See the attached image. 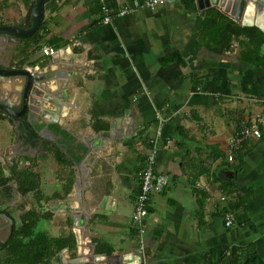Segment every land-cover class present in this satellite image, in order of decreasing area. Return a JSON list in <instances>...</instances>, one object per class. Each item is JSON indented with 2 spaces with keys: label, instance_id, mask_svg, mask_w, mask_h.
<instances>
[{
  "label": "crops",
  "instance_id": "crops-1",
  "mask_svg": "<svg viewBox=\"0 0 264 264\" xmlns=\"http://www.w3.org/2000/svg\"><path fill=\"white\" fill-rule=\"evenodd\" d=\"M130 2L55 0L43 25L46 36L38 44H26L32 68L52 60L62 67L76 61L71 64L82 77L76 83L70 78L69 93L84 108L78 120H67L66 127L80 143L97 149L103 139H96L94 131H107L97 127L109 130L111 124L123 128L124 138L117 154L98 152L76 170L86 200L75 195L69 205L68 198L49 204L58 211L52 219L42 220L41 230L52 238L74 236L85 255L96 240L111 249L112 255L104 253L109 257L133 258L140 250L133 224L140 173L162 117L165 125L155 168L171 181L149 203L147 264H207L211 254L219 264H233L235 247H252L254 264H264V138L237 153L233 162L228 159L239 124L264 115V69L243 59L241 39L226 54L208 49L200 26L202 12L194 0H167L164 6L133 12L109 25L102 22L103 7L116 11ZM23 7L11 0L5 16L19 21L28 13ZM256 11L247 15V25L235 21L262 30L264 16ZM48 47L55 49L51 59L44 54ZM127 120L138 126L130 133L124 127ZM128 136L131 140L124 141ZM36 153L31 166L28 154L19 152L20 171L40 173L44 193L52 197L60 191L56 178L60 166L45 151ZM106 176L110 187L103 192ZM226 186L252 190L248 217L254 229L235 220L232 227L226 225ZM95 193L110 202L102 206L101 200H93ZM201 202H207L204 209ZM79 214L90 218L84 228L74 226ZM73 260L60 256L54 264Z\"/></svg>",
  "mask_w": 264,
  "mask_h": 264
},
{
  "label": "water",
  "instance_id": "water-1",
  "mask_svg": "<svg viewBox=\"0 0 264 264\" xmlns=\"http://www.w3.org/2000/svg\"><path fill=\"white\" fill-rule=\"evenodd\" d=\"M200 12L217 8L232 19L242 22L247 25V15L249 12L257 10L258 14L264 16V0H194ZM55 0H35L28 7L27 15L23 16L19 21L11 24H3L0 26V110L4 112L5 117H14L16 113H21L28 120L35 118L39 125H54L62 130L71 132L69 127H66V122L69 119L78 120L79 111L84 108L83 103L76 96L69 93L71 83H76L82 73L77 66L72 65L71 60L68 66L62 67L57 60H52L49 64L40 67L32 68L31 61L23 68H20L14 62L16 55H19L17 62L23 64L27 55L22 50L21 45L27 40L34 37L43 27L48 15L54 11ZM189 2V1H187ZM264 31V29H262ZM53 57H50L51 59ZM14 62L15 66L12 65ZM70 78L72 82L70 81ZM109 130L95 132L93 135L96 139H103L97 149H94L89 142L83 144L86 148L85 158L82 163L74 166V169L81 171L85 162L91 156L98 152L107 154L112 152L117 154L121 149V141L124 139L120 127L111 124ZM124 127L129 129V133L134 130L136 124L130 120L124 122ZM144 127V126H142ZM148 127V126H147ZM120 131V132H118ZM144 134L150 135L146 128L141 130ZM42 140L57 144V136L49 129H45L38 134ZM131 140L128 136L124 141ZM21 140H14V144L21 145ZM10 143L0 145V158H7L11 151ZM41 146L38 147L39 152ZM80 175L77 174V181L74 187V192L67 199L66 204L75 195H78L81 200H86L81 193ZM102 202V206L109 203L110 198L101 195L94 196L93 200ZM34 212L44 215L47 212L56 213L57 207H40L37 205L33 208ZM89 216L76 215L74 217V226L84 228L89 222ZM79 222V223H78ZM84 222V225H82ZM81 224V225H80ZM142 248L134 254V257L112 256L109 257L104 253H100L88 261L84 260V264H147V253ZM100 257V258H99ZM83 258L86 255L83 253V247L77 245L75 251V260L72 264H82ZM99 258L95 261V259ZM115 258V259H113Z\"/></svg>",
  "mask_w": 264,
  "mask_h": 264
},
{
  "label": "trees",
  "instance_id": "trees-1",
  "mask_svg": "<svg viewBox=\"0 0 264 264\" xmlns=\"http://www.w3.org/2000/svg\"><path fill=\"white\" fill-rule=\"evenodd\" d=\"M33 1L35 0H14V2L24 5V10H27ZM10 4L11 0H0V16L6 14ZM189 8L197 11L191 5H189ZM0 25L2 24L0 23ZM200 26L203 27L204 31L202 35L203 43L208 49L221 55L226 54L241 39V41H244L241 54L243 59L264 69V32L261 29L244 27L217 8H212L201 13ZM45 36L46 33L44 27H42L30 41L38 44ZM249 118L251 116L247 119ZM97 129L108 130V127H97ZM54 133L58 138L57 144H45L40 150L50 154L60 166V172L56 176L60 184L59 193H56L52 197H47L43 190L42 176L36 171L15 172L14 177L7 180L6 193L4 194L6 202H9L12 196V188L8 186L11 181L16 182L18 191L21 194L28 195L29 193H34L35 199L41 207H45L55 201H63L72 194L76 183V170L74 166L82 163L85 158L86 148L71 132L55 127ZM255 141L257 140L252 142ZM148 143L150 142L148 141ZM149 146L151 149L152 144H149ZM109 187V177L106 176L101 182V189H106L103 191L106 192ZM224 191L226 198L224 215L226 217L230 216L238 223L254 229V225L248 217L249 205L254 201L252 190H242L234 186H226ZM95 195L98 196L101 193H95ZM206 204L207 202H201L202 209L206 207ZM52 217V213L41 215L33 211L24 216L23 224L19 227L16 234L19 237H25L20 242L23 246L22 257L20 261L15 263L10 262L9 264H54V261L64 249H69L73 253L75 252L77 243L74 236L69 238L65 236L52 238L47 231H38V226L42 220H49ZM251 249L250 247H235L233 251V264H254V259L251 258L253 254ZM108 251L110 252V250ZM216 259L215 254H211L207 264H219V261L216 262Z\"/></svg>",
  "mask_w": 264,
  "mask_h": 264
},
{
  "label": "flooded vegetation",
  "instance_id": "flooded-vegetation-1",
  "mask_svg": "<svg viewBox=\"0 0 264 264\" xmlns=\"http://www.w3.org/2000/svg\"><path fill=\"white\" fill-rule=\"evenodd\" d=\"M0 20V23L2 25L3 21H6V24H11L17 21L15 19L13 22H8V16H5V14L0 16ZM30 40L25 41L23 45L20 46L24 48L22 50L26 52V55L30 53V51H28L26 47V44H32ZM18 59L19 55H16L13 60L20 68H23L26 64L29 63L28 56L27 60H25L23 64L17 62ZM14 62L12 63L13 66H15ZM46 128L53 133L55 132L54 125L40 126L39 122L35 118L28 120L27 116L24 117L20 112L16 113L14 117L6 118L4 112L0 110V145L5 143L12 144L10 156H8L7 158H0V264H9L10 262L15 263L20 261L23 249L22 243L20 242L25 237H19L16 234L18 233L19 227L23 224L24 216H26L30 211H33V208L39 205L35 199L34 193H29L28 195L21 194L18 191L15 181H11L8 184V186L12 188V196L10 201L6 202L4 194L6 193L7 180L13 178L15 172H21V166H19V164L21 163V161L19 160L21 159L19 152L21 150H24L28 154V157H26L29 159L27 164H30L32 166L34 164V161L37 159H33L34 154L36 152V154H39L40 152V150L39 152L37 151L38 147H43L45 144L52 143L46 140H42L38 137V134L43 132ZM14 140H21V145L19 146L14 144ZM12 148L15 153L14 155L11 154V152L13 151ZM45 207L51 206L47 205ZM69 226H71L70 222ZM63 236L67 238L71 237V235L66 234ZM98 243L99 242L95 240L92 244L87 246L88 253L86 255V258H83L82 264H84V259L88 261L90 257L93 258L96 255L99 256V253L106 252L109 255H112L111 249H108V246H105L102 243ZM108 250H110V252ZM74 253L69 249H64L55 261L57 263L60 256L66 257L67 255H69L70 258H75ZM99 258L95 259V261Z\"/></svg>",
  "mask_w": 264,
  "mask_h": 264
},
{
  "label": "built area",
  "instance_id": "built-area-1",
  "mask_svg": "<svg viewBox=\"0 0 264 264\" xmlns=\"http://www.w3.org/2000/svg\"><path fill=\"white\" fill-rule=\"evenodd\" d=\"M167 0H132V2L123 5L120 9L114 11L109 7L102 8V22L105 25L111 24L117 18H124L133 12L144 9H155L164 6ZM15 18L8 16V21L13 22ZM1 21V20H0ZM46 57L55 54L53 47L45 49ZM159 125L152 139V148L149 151L147 160L143 165L141 175V189L135 202V212L133 215V224L138 233L140 249L145 250V237L147 235V221L150 216L149 203L152 195L161 194L171 181L169 175H161L156 172V163L159 154L160 139L163 138L164 120L159 117ZM264 135V115H254L251 118L242 121L239 124L235 138L231 142L229 160L233 161L235 155L240 151L250 147L252 141L261 140ZM226 225L232 227L234 220L228 216Z\"/></svg>",
  "mask_w": 264,
  "mask_h": 264
},
{
  "label": "rangeland",
  "instance_id": "rangeland-1",
  "mask_svg": "<svg viewBox=\"0 0 264 264\" xmlns=\"http://www.w3.org/2000/svg\"><path fill=\"white\" fill-rule=\"evenodd\" d=\"M44 172H45V173H46V172H49V170H47V168H44ZM42 228H43V227H42V225H41V223H40V225L38 226V231H40Z\"/></svg>",
  "mask_w": 264,
  "mask_h": 264
}]
</instances>
